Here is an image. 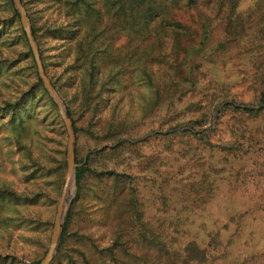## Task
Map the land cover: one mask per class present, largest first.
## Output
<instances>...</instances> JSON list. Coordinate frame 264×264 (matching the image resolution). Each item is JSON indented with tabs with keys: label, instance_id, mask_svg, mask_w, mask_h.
Segmentation results:
<instances>
[{
	"label": "rangeland",
	"instance_id": "rangeland-1",
	"mask_svg": "<svg viewBox=\"0 0 264 264\" xmlns=\"http://www.w3.org/2000/svg\"><path fill=\"white\" fill-rule=\"evenodd\" d=\"M9 1L12 0H0V264H40L49 247L67 173V133L59 107L42 81L47 95L36 82L39 74L35 59L32 52L31 56L28 53L27 38ZM25 1L28 11L38 16L39 27L57 18L56 12L45 9L39 0ZM217 2L198 0L196 6L176 11V19L184 25L177 34L156 22L158 32L147 42L151 45L148 57L155 62L145 66L146 72L139 64L140 41L121 34L115 41L114 53L122 59L123 90L121 86L117 91H107L103 95L107 100L94 114L82 112L79 101L74 100L80 78L70 77L66 70L74 53L65 56L67 46L50 36L40 39L45 73L51 84L59 87V91L54 89L65 109L68 104L72 110L75 163L80 167L89 154L93 155L80 189L75 179L69 188L67 210L72 213L67 231L71 237L63 246L66 253L76 251L80 255L83 250H97L114 240L120 244L125 239L123 232L118 231L124 224L123 190L128 178L123 172L128 171L134 176L132 184L142 202L141 209L152 224L161 215H189L184 227L197 235L195 242L206 250L201 264H264V205L259 204V198L264 197V167L257 170L261 155L258 161L223 165L214 150H203L205 163L194 169L187 166L181 174L186 177L184 182L192 184L207 167H212L209 172L213 190L202 203L192 205V192L184 196L186 201L177 203L174 198L179 194L172 190L174 185L170 181L159 185L163 172L179 163L169 152L165 162L160 161L167 153L166 139L171 138L159 134L165 131L164 115L168 120L180 112L181 117L188 118L195 115L192 104L196 101L205 105L226 92L238 101L248 102L257 91L256 68L262 57L257 56L259 49L255 46L263 41L260 28L264 25V0L236 1L237 18L246 30L237 43L221 52L212 48L225 35L221 20L228 10L223 6L219 11ZM206 18L210 41L201 50L200 25L206 23ZM191 59L196 84L194 89L185 91L191 86L187 80L189 68L185 66ZM149 66L150 76L145 74ZM158 95L162 101H158ZM169 100L177 108L166 109ZM13 102H17L19 111L11 122L10 105L6 103ZM261 116V121L253 122L240 117L236 125L244 133H264ZM227 122L235 121L221 118L211 134L212 141L219 139L220 133L227 139L231 129ZM218 128L225 132L217 131ZM124 139L131 145L123 143ZM180 139L177 136L174 147L183 146ZM244 148H248L246 144ZM168 193L171 200L163 198ZM180 204L188 207L181 209ZM185 236L183 243L190 240L189 235ZM91 253L97 264V253ZM65 255L54 254L50 264H68Z\"/></svg>",
	"mask_w": 264,
	"mask_h": 264
},
{
	"label": "trees",
	"instance_id": "trees-1",
	"mask_svg": "<svg viewBox=\"0 0 264 264\" xmlns=\"http://www.w3.org/2000/svg\"><path fill=\"white\" fill-rule=\"evenodd\" d=\"M20 1L31 22L32 34L38 47L41 38L50 36L59 41L62 44L61 46H67L66 51H64L65 56L74 53L72 62L66 67L67 72L71 74L70 77L80 78L79 89L74 96V100L79 101L78 108L82 112L94 114L99 109L98 106L107 100L103 96L107 91H117L121 86V90H123V71H120L122 59L114 53V50L117 49L115 47L116 39L121 34L130 36L133 39L138 38L139 45L142 47H139L142 49L139 64L142 70L146 72L147 68L145 66L155 62L154 59L148 57L150 52L147 49H151V45L147 42L152 38L154 39L153 34L158 32L155 27L156 22L159 21V27L167 25L173 32L179 33L184 25L176 19V11L194 7L197 5L198 0H39L45 4V9H52L57 14L56 19L47 20L49 23L45 21L40 27L36 25L38 16L32 15L28 11L27 1ZM216 1H218L216 6H218L219 11L223 6H227L228 10L221 20L225 35L212 48L214 51L221 52L229 49L231 43L238 42L239 36L246 30V26L243 22L240 23L235 12L236 1L239 0ZM9 2L12 5L13 16L20 20L13 1ZM200 28L202 38L199 46L202 50V47L208 46L210 41L211 29L208 18H206V23L200 25ZM260 30H262L263 41L255 47L259 49L257 50L259 51L257 56L260 55L262 60L256 68L259 71L255 76L257 91H255L252 101H238L225 92L221 93L222 97L219 99L214 97L209 102L207 101L205 105H201L199 101L193 103L192 108L195 111L193 116L183 118L181 117L183 113L178 112L174 116L170 115L168 120L166 115L162 119L166 127L165 131H160L159 134L171 138L166 139L168 144L164 146V149L167 153L160 158V161L165 162L164 158L169 152L175 155V161L179 163L163 172L159 185L165 186L170 181L174 185L172 190L179 194L176 199L174 198L177 203L186 201L187 198L184 196L189 195L191 192L194 193L191 197L192 205L195 204L194 202L202 203L210 198L214 183L209 172L212 167H209V170L207 167L206 171L204 170L192 184L184 182L186 177L181 176L185 167L190 166L191 169H194V167L202 166L205 163L203 159V150L205 149L214 150L213 152L217 153V157L224 163L223 165L243 161H258L260 159L259 155H261L262 159L259 162L260 165L257 166V170H260V166L264 167V133L262 131L256 132V134L252 131L244 133L243 129L236 125V121H240L243 117L253 122L261 121V115L264 116V25H261ZM22 33L26 37L24 31ZM26 46L31 56L32 51L29 44L26 43ZM39 54L45 69L44 57L40 47ZM191 62L192 59L189 65H185L189 68L187 80L191 83V86H188L185 91L194 89L193 86L196 84L194 66ZM148 69L149 72L145 74L150 76V66ZM36 82L40 87L42 86L38 75H36ZM52 85L59 91L56 84L52 82ZM42 91L47 95L43 86ZM158 98V101L163 100L160 95H158ZM51 102L55 107L53 101ZM6 104L10 105V109L6 110L12 114L10 120L13 122L17 118L19 107L17 102ZM66 105L74 130L72 110L68 104ZM165 108L170 110L177 108V106L174 101L169 100ZM224 117H230L232 122L235 121L233 123L227 122V125L231 127L227 132V139H224L223 135L221 137L220 133L219 139L212 141L211 134H214L213 132L220 123L221 118ZM262 124H264V117ZM206 125L208 127H205ZM161 126L158 129L161 130ZM217 131L225 132L224 129L219 128ZM177 136L181 137L178 142L183 143V146L174 147ZM123 143L131 145V142L126 139L123 140ZM244 144L248 148H244ZM164 149L160 152L163 153ZM210 155L212 156V153ZM92 156L89 154L83 165L76 167L75 180L78 189H80L81 182L90 170L89 162L92 160ZM123 176L128 180L127 186L123 190L124 224L118 233L123 232L125 239L120 244H118V240H114L112 244L97 250L91 248L83 250L80 255L76 251L66 253V247L63 246L71 237L67 231L72 213L69 209L62 223L61 236L55 255L63 256L65 252L67 255L64 258L69 260L68 264H94L95 261L91 252L97 253V264H201V260L205 261L206 250L195 242L197 235L190 234L184 227L185 222L188 223L189 215H182L178 212L161 215L156 224H152L145 217L144 210L141 209L142 202L136 194L135 186L132 184L134 176L128 171H124ZM163 198L171 200L169 193L164 195ZM259 204L264 205V197L259 198ZM180 207L186 209L188 206L180 204ZM185 235H189L190 240L183 243L181 239H184ZM73 240H78V238ZM179 242H182V245ZM71 252L76 253L78 256L74 257Z\"/></svg>",
	"mask_w": 264,
	"mask_h": 264
},
{
	"label": "water",
	"instance_id": "water-1",
	"mask_svg": "<svg viewBox=\"0 0 264 264\" xmlns=\"http://www.w3.org/2000/svg\"><path fill=\"white\" fill-rule=\"evenodd\" d=\"M15 9L17 10L20 18V22L24 33L26 35L29 47L32 51L33 57L35 59V63L37 66V71L39 74V78L41 79L46 91L52 97L53 101L57 104L60 110V116L65 126V130L67 133V146H66V160H67V173L64 181V185L61 191V195L57 204V209L54 217V225L53 231L50 238L49 247L47 249L46 254L40 261V264H49L56 252L60 236L63 219L67 210V200L69 197V185L71 182L74 183L75 179V171L77 164L75 163V154H74V131L72 126V120L68 115L67 110L63 106L62 101L58 97L57 93L53 85L51 84L49 78L47 77L45 70L42 65V61L40 58V54L38 51V47L36 45L35 39L32 34L31 25L29 22V18L25 12L23 5L20 0H12Z\"/></svg>",
	"mask_w": 264,
	"mask_h": 264
},
{
	"label": "bare ground",
	"instance_id": "bare-ground-1",
	"mask_svg": "<svg viewBox=\"0 0 264 264\" xmlns=\"http://www.w3.org/2000/svg\"><path fill=\"white\" fill-rule=\"evenodd\" d=\"M73 185V182L70 183L69 188Z\"/></svg>",
	"mask_w": 264,
	"mask_h": 264
}]
</instances>
